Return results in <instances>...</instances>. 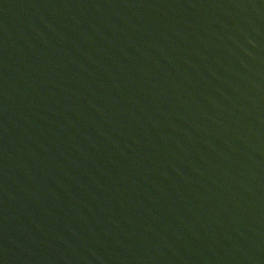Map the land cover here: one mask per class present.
Returning <instances> with one entry per match:
<instances>
[{"label":"water","instance_id":"1","mask_svg":"<svg viewBox=\"0 0 264 264\" xmlns=\"http://www.w3.org/2000/svg\"><path fill=\"white\" fill-rule=\"evenodd\" d=\"M0 264H264V0H0Z\"/></svg>","mask_w":264,"mask_h":264}]
</instances>
